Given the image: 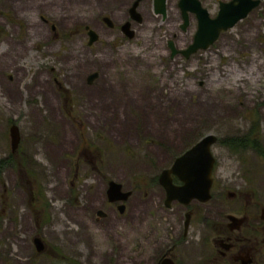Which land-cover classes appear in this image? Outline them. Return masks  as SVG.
I'll use <instances>...</instances> for the list:
<instances>
[{
  "label": "rangeland",
  "instance_id": "obj_1",
  "mask_svg": "<svg viewBox=\"0 0 264 264\" xmlns=\"http://www.w3.org/2000/svg\"><path fill=\"white\" fill-rule=\"evenodd\" d=\"M10 1L1 4L7 7ZM35 2L33 7H41ZM201 2L215 9L217 0ZM129 3L47 0L43 7L51 20L48 26L28 18V27L40 33L14 38L16 50H26L23 64L29 67L23 76L20 70V82L10 88L3 75L13 72L0 65V89L10 106L0 104V158L7 154V124L18 129L17 164L0 173L3 244L14 238L15 228L22 255L29 253L24 241L32 242L31 236L46 245L37 253L32 242L30 257L18 264H48L53 248L59 255L80 249V264H120L111 253L112 242L89 230L103 195L102 182L114 180L126 191L133 188L125 211L132 222L149 211L153 215L147 222L162 223L158 198L150 193L142 198L137 181L157 174L199 137L212 133L217 137L212 152L219 176L201 213L194 209L189 221L192 236L186 256L191 264L213 257V237L227 223L225 214H246L240 242L253 243L257 235L254 261L264 264V248L259 246L264 220L257 223L260 209L264 217V0L251 18L229 29L208 50L192 60L177 56L171 62L158 48L160 36L181 35L174 0H168V9L176 26L160 21L143 3L142 23H132L130 39L99 20L106 15L120 24ZM88 29L98 35L90 44ZM9 41L5 39L6 53ZM94 68L105 84L87 89L84 81ZM65 95L72 101L63 100ZM248 129L256 141L235 144ZM25 171L30 190L23 184ZM73 180L78 189L71 188Z\"/></svg>",
  "mask_w": 264,
  "mask_h": 264
},
{
  "label": "flooded vegetation",
  "instance_id": "obj_2",
  "mask_svg": "<svg viewBox=\"0 0 264 264\" xmlns=\"http://www.w3.org/2000/svg\"><path fill=\"white\" fill-rule=\"evenodd\" d=\"M0 0V65H3L7 69L11 70L13 74L3 75L4 80L8 83L9 87L14 84L20 82L18 76L20 75V70H23L22 76L25 75V69L29 67V65L23 64L24 61H27V53L26 50L18 52L16 41L14 38H24L27 35H32L40 33L37 29L32 30V26L27 25V19L34 17L37 21L40 22L41 25L48 26V23L51 22L46 7H43V3H46L47 0H12L10 1V6H2ZM35 1L41 2V7H33L36 5ZM137 1L136 11L140 14V20L133 19L130 14V7L133 3ZM173 1V0H170ZM180 0H174L176 7L179 9L180 21L178 23V29H180V34L174 33L169 35V37H165L164 35L159 37V47L158 50L161 53H166L168 56L169 62L174 61L175 57L181 56L185 60H192L193 56L198 52L208 50L210 46L217 40H222L225 32H227L231 28H236L240 22L245 19L251 18L253 15L254 9L258 6L250 9L246 16L242 19L237 20L232 27L227 29H222L219 31L215 40L209 43L206 47H198L195 51L189 53L188 55H184L182 53L183 50H186L187 47L192 45L194 42L195 32L198 26V18L195 12L187 11L186 23L183 19V14L179 6ZM202 7H204L210 17H214L219 10L220 1L229 2L230 0H217L215 4V9L207 8L204 4H202L201 0H198ZM145 4L149 8V12L154 16L158 17L160 21L166 22L170 25L176 26V21L171 17L169 9H168V0H164V13L156 12L155 5L158 4V0H130V3L126 6L124 11V19L123 21L117 25V22H112V19L106 15H101L99 17L100 22L103 23L104 26L109 28L111 31L116 29L122 36L130 39L134 34V29L132 28V23L141 24L142 16L139 10V6L141 4ZM260 3V0H259ZM258 3V4H259ZM188 4V3H187ZM212 10V14H211ZM104 17L108 18V22L105 21ZM128 21L129 28L132 30V36L129 37L122 29V25ZM4 23L11 26L10 30L6 28ZM116 24V25H115ZM22 26V27H21ZM183 26V27H182ZM14 28V30H13ZM35 28V27H34ZM51 28L54 29V26L51 25ZM84 28H86L84 26ZM115 32L117 33V31ZM8 31V32H7ZM88 31V30H87ZM41 32H43L41 27ZM80 31L75 32L74 34H78ZM59 32L54 31L53 34H58ZM45 35V34H44ZM38 37V36H37ZM43 36H41L42 38ZM98 37V35H97ZM9 38V52L6 53V43L5 39ZM172 48L177 50V52L172 53ZM141 49H139L140 51ZM142 53V52H140ZM2 62V64H1ZM126 73L127 65L124 66ZM20 72V73H19ZM89 73L93 75V77L88 80V75L84 81V87L91 88L97 86H104L105 82H102L101 72L97 69H92ZM42 72L38 75H41ZM37 75V76H38ZM54 82L58 88H64L63 85L56 79ZM63 100H70L69 95L63 96ZM0 104H3L6 107L8 102H6L5 95L3 90L0 89ZM8 107H10L8 105ZM15 116L11 115L10 118ZM9 123V122H8ZM13 123L7 124V154L0 158V173L4 172L7 168H14L17 164V151H18V142L17 144H12L9 136V130ZM202 137V136H201ZM201 137H199L196 141H198ZM195 141V142H196ZM217 141V137H216ZM215 141V143H216ZM194 142V143H195ZM193 143V144H194ZM214 143V144H215ZM192 144V145H193ZM190 145V146H192ZM189 146V147H190ZM213 146V145H212ZM211 146V152H212ZM188 147V148H189ZM186 148V149H188ZM185 149V150H186ZM183 150L182 152H184ZM181 152V153H182ZM180 153V154H181ZM179 154V155H180ZM214 157V164L212 168V184L214 182L215 177H218V171L216 172L215 166V155L212 152ZM178 156V155H177ZM176 156V157H177ZM175 157V158H176ZM174 158V159H175ZM174 159L171 161L169 165L164 168L158 170L157 174H153L151 176H143L139 181H137V186L140 188L142 198L150 195L156 196L158 198L159 203V213H161V220H165L160 223H151L147 222L148 215L151 216L153 213L147 212L143 217H141L140 221L137 223L132 222V219L127 216L126 204L128 197L132 194V189H127L130 191L129 195L124 200H110L112 196H118L117 193H112L113 195L108 194V182L109 180H104L102 182L103 186V195L98 204V208L95 210L94 215L91 218V223L89 224V230L95 234L96 238H100L102 240H110L112 242L111 253L113 257L120 261V264H191L190 260L186 256L187 249L190 248V238H191V229L189 221L193 216L194 209L198 210V213H201V207L204 203L199 202L198 200H191L188 204H183L178 201H171L169 205H166V190L163 184L160 181V174L163 170H168L174 162ZM25 177L23 179V184L25 189H31L32 182L30 178L27 176V172L25 171ZM215 173V175H214ZM222 173V172H221ZM171 182L174 186H179L182 182L172 173H170ZM77 178L74 176V179ZM70 186L72 189H78V184H75L74 180L70 182ZM151 188H154L155 191H149ZM121 191H126L122 186L120 188ZM212 190V185L210 192ZM4 192H7V189ZM114 198V197H113ZM78 198H76L77 200ZM79 205V204H78ZM122 205L121 211L119 206ZM100 210V213L98 212ZM157 211V210H156ZM263 210L260 209V217L257 219V223L260 224L264 217L262 216ZM188 214V224H184L185 215ZM228 215H233L239 217L241 223L238 228L231 227V221L228 218ZM176 216L178 218H176ZM160 215L158 219L160 220ZM113 218V221L111 219ZM225 218L227 223L224 224L223 230L221 233L213 237V241L217 247L213 248V257L206 258L200 262V264H255L254 252L255 242L257 238L255 235L257 231L256 224H252V231L255 232V237L253 243L249 240L240 242V230L241 226L247 222L246 214L234 215V214H225ZM178 219V220H177ZM162 224V225H161ZM25 231H22V236H24ZM239 235V236H238ZM14 236L13 239H8L7 242L3 244L2 238L0 236V264H18L17 262H21V260L27 261L30 257V250L32 251V242L35 244V252L39 253L42 248L46 245L42 239H40L39 246L36 245V238H32V242H27L25 240L24 246L29 248V253H25L22 255L18 252V247L21 243V238L17 236L16 229L14 228ZM220 241V242H219ZM260 248H264V241L259 245ZM64 251L63 249H61ZM59 250L53 248V255L49 256L50 264H80L82 260V256L80 255V249L77 252L72 253L71 255L60 254ZM34 252V251H33ZM32 252V253H33ZM31 253V254H32ZM185 256H184V255ZM48 256V255H47ZM220 258V259H218ZM48 262V264H49Z\"/></svg>",
  "mask_w": 264,
  "mask_h": 264
},
{
  "label": "water",
  "instance_id": "obj_3",
  "mask_svg": "<svg viewBox=\"0 0 264 264\" xmlns=\"http://www.w3.org/2000/svg\"><path fill=\"white\" fill-rule=\"evenodd\" d=\"M188 3V4H187ZM259 0H230L229 2L220 1L219 10L214 17H210L207 10L201 6L198 0H180L179 6L186 23L187 11L195 12L198 18V26L194 36L192 45L183 50L184 55L195 51L198 47H206L209 43L216 39L218 33L222 29L232 27L233 24L246 16L247 12L257 6ZM137 1L130 7V14L133 19L140 20V14L136 11ZM155 11L164 13V0H158L155 5ZM108 22V18L104 17ZM129 22L126 21L122 25L123 31L127 36H132V30L129 28ZM183 27V26H182ZM88 44L96 39V34L92 29H88ZM177 52L172 48V53ZM93 77L88 76V80ZM11 143L18 142V129L16 125H12L9 130ZM216 136L212 133L204 134L192 146L178 155L168 170H163L160 174V181L166 190V205L171 201H178L188 204L191 200L206 202L210 199L212 185V168L214 157L211 152V146L215 143ZM170 173L174 174L182 184L174 186L171 182ZM108 194L117 193L118 196H112L110 200H124L130 191H121V185L114 180L108 182ZM114 197V198H113ZM122 205L119 206L121 211ZM100 213V210L98 211ZM231 221V227L238 228L241 220L239 217L228 215ZM184 224H188V214L185 215ZM39 246L40 239L35 240ZM220 242V241H219Z\"/></svg>",
  "mask_w": 264,
  "mask_h": 264
},
{
  "label": "trees",
  "instance_id": "obj_4",
  "mask_svg": "<svg viewBox=\"0 0 264 264\" xmlns=\"http://www.w3.org/2000/svg\"><path fill=\"white\" fill-rule=\"evenodd\" d=\"M256 140H255V138L252 136V132H251V130L249 131V129H248V131H247V133L244 135V137L243 138H241L240 140H238L237 142H234L235 144H241V143H247V144H253L254 142H255ZM228 144H230V143H228ZM262 222H263V220H262Z\"/></svg>",
  "mask_w": 264,
  "mask_h": 264
}]
</instances>
